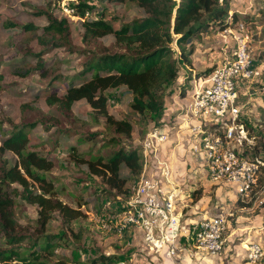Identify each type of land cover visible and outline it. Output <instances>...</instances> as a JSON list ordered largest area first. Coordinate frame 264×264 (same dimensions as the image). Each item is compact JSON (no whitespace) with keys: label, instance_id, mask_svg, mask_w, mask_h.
Returning <instances> with one entry per match:
<instances>
[{"label":"rangeland","instance_id":"1","mask_svg":"<svg viewBox=\"0 0 264 264\" xmlns=\"http://www.w3.org/2000/svg\"><path fill=\"white\" fill-rule=\"evenodd\" d=\"M89 1L94 2L89 9L92 15L90 17H97L102 11L105 18L112 22H129L144 16L142 8L129 0ZM72 2L75 0H0V142L18 126L24 125L30 138L29 147L53 163L46 177L53 183L56 199L79 212L71 220L56 210L51 212L44 231L56 243L53 255L48 259L50 264H106L105 258L108 256H113L115 260L107 264H116L122 260L126 264L132 255L138 253V247L135 235L130 231L131 227H120V209L125 199L114 196L101 177L92 174L86 164L74 161L71 149L77 155H100L106 158L118 148L127 150L130 145L141 146L146 132L156 122L149 118L143 120L130 112L128 106L131 95L124 86L107 90V110L114 118L124 119L132 124L129 137L117 133L106 118L83 99L75 101L69 110L43 101V95L48 92L62 94L63 83L80 82L81 77L73 81L71 77L80 72L82 63L88 56L100 51H124L109 35L83 39L81 20L72 14H68L66 18L65 33L55 30L45 32L47 15L60 20ZM253 7L255 10L252 8L251 12L254 13L236 12L234 20L229 10L228 15L232 20L231 26L236 21L245 23L249 32L248 47L254 60L258 62L264 60V0H255ZM214 32L218 31H211L209 34ZM50 35L60 41L59 47L55 48L47 42ZM198 39L193 41L192 52ZM172 48L177 54V47L172 44ZM185 64L189 66L191 63ZM183 66L180 63L179 69ZM261 80H264V76ZM50 82L52 83L49 84ZM249 129L256 137V144L243 155L256 156L264 163V124ZM15 161L13 153L0 150V168L3 165L10 166ZM262 168L264 169L263 166ZM262 168L248 201L239 203L240 205L235 203L229 209L223 196L213 200V203L217 204V208L222 207L230 213L226 233L237 226H255L258 230L256 239H249L260 242L264 252ZM120 174L126 176L129 173L123 167ZM131 179L129 177L128 180ZM134 183L128 182L130 187ZM220 185L226 187V184ZM13 210L21 226L20 234L25 239L37 236L39 230L34 220L38 206L15 198ZM240 236L235 235L233 244H237L236 250L242 254L241 242L244 238L238 241ZM1 241L0 235L2 244ZM231 250L230 253H236ZM222 252L223 249L218 255ZM241 254L234 264H249L245 257H240ZM255 264H264V253Z\"/></svg>","mask_w":264,"mask_h":264},{"label":"trees","instance_id":"2","mask_svg":"<svg viewBox=\"0 0 264 264\" xmlns=\"http://www.w3.org/2000/svg\"><path fill=\"white\" fill-rule=\"evenodd\" d=\"M129 1L142 8L144 16L129 22L107 20L103 11L97 17H84V12L89 11L94 2H72L69 7L73 9L72 15L81 20L83 39L109 35L124 51H100L88 56L80 72L71 77V81L81 77L80 82L63 83L64 92L60 95L53 91L43 95L46 104H57L67 110L75 101L83 99L104 116L117 133L128 137L132 124L124 119H116L108 112L107 90L124 86L131 95L130 112L143 120L149 118L156 122L164 109V98L178 76L180 63L189 62L193 41L205 33L220 31L225 27L229 10L228 0ZM67 16L63 12L60 20H56L47 15L45 32L55 30L65 33ZM235 16L234 12L231 15L233 20ZM48 38L47 42L55 48L60 46L59 40L51 35ZM172 44L177 47V54ZM29 141L24 125H20L0 142V150L10 151L16 156L12 165L0 168V264H50L48 259L53 255L56 243L44 231L51 212L56 210L69 220L79 215L78 210L56 199L53 183L46 177L53 163L31 149ZM140 150L139 145H130L127 150L118 148L106 158L77 155L72 149L71 153L74 161L86 164L92 174L101 177L114 196L127 198L130 195L128 182L136 183L142 171ZM123 167L128 170L126 176L120 174ZM129 177L132 179L128 180ZM15 198L38 206L34 220L39 230L37 236L25 239L20 234L21 226L13 210ZM105 259L106 264L115 260L113 256Z\"/></svg>","mask_w":264,"mask_h":264},{"label":"built area","instance_id":"3","mask_svg":"<svg viewBox=\"0 0 264 264\" xmlns=\"http://www.w3.org/2000/svg\"><path fill=\"white\" fill-rule=\"evenodd\" d=\"M65 10L67 14H72V8ZM90 16L89 11L84 12V17ZM225 20L227 25L218 32L232 38L233 49L221 65L210 70L207 85H193L190 101L183 110V120L193 137L191 152L201 157L209 181L233 185L239 196L238 202L242 203L252 197L264 163L256 156L243 155L255 146L256 137L238 117L237 84L258 80L259 90L264 92V80H261L264 60L256 62L251 55L245 23L236 21L231 26L230 15ZM190 118H200L202 121L187 124ZM205 118L208 121H203ZM166 139L167 134L154 125L146 132L140 146L143 166L152 154L160 165V178L146 175L142 166L138 181L130 187V195L124 198V205L120 209V227L139 230L146 246L173 260L181 233L182 215L176 210L180 189L173 186L170 167L156 156L157 145ZM229 215L227 212L199 215L187 227L188 244L208 255H218L224 246ZM241 248L249 264L258 262L264 253L261 243L249 238L241 242Z\"/></svg>","mask_w":264,"mask_h":264},{"label":"crops","instance_id":"4","mask_svg":"<svg viewBox=\"0 0 264 264\" xmlns=\"http://www.w3.org/2000/svg\"><path fill=\"white\" fill-rule=\"evenodd\" d=\"M254 2L255 0H228L230 15L234 12L254 13L251 12L252 8L254 9ZM214 33H205L196 40L195 48L189 56L191 64L188 66L183 63L184 66L180 67L178 76L170 88V93L164 98V109L156 123L152 124L167 134L166 141L157 145L156 156L170 167L172 171L170 179L173 186L180 189L176 210L182 215V219L177 250L173 255V260H170L161 252L146 246L142 241L141 232L131 228L130 231L134 233L137 240L138 253L132 255L126 264H234L237 263L235 260L238 261V255L241 254L236 250L237 244H233L235 235H241L238 241L250 237L256 239L258 230L254 228L255 226H237L226 233L223 252L218 256H211L195 250L192 245L188 244L186 238L187 227L199 215L210 216L217 212L229 213L222 207L217 208V204L213 203V200L223 196L227 200L225 205H229L227 209L235 203L236 205L241 204L238 202L239 196L233 185L222 187L220 184L209 181L201 157L191 152L193 137L185 128L183 120V110L190 101L193 85H207V76L210 70L221 65L226 55L233 49L234 42L230 36L221 35L219 32ZM237 90L240 121L249 131V128L261 127L264 124V92L259 90V81L238 82ZM201 121L200 118H190L187 124ZM203 121L206 122L208 119L205 118ZM143 168L146 175L160 178V165L152 154L145 160ZM253 228L255 230H252ZM259 238L262 239V236ZM231 249L236 253H230ZM240 257H244L243 252ZM120 262L124 263V260Z\"/></svg>","mask_w":264,"mask_h":264}]
</instances>
